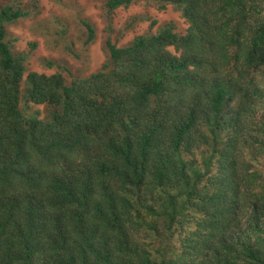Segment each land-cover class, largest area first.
<instances>
[{"label":"trees","instance_id":"16d2710c","mask_svg":"<svg viewBox=\"0 0 264 264\" xmlns=\"http://www.w3.org/2000/svg\"><path fill=\"white\" fill-rule=\"evenodd\" d=\"M161 1L186 34L110 38L71 82L29 71L30 12L1 6L0 264H264V0Z\"/></svg>","mask_w":264,"mask_h":264},{"label":"rangeland","instance_id":"374dc122","mask_svg":"<svg viewBox=\"0 0 264 264\" xmlns=\"http://www.w3.org/2000/svg\"><path fill=\"white\" fill-rule=\"evenodd\" d=\"M106 4L107 0H0V8L15 5L30 12L29 17L8 27V38L15 41L13 50L30 55L29 71L47 75L60 72L68 82L102 69L108 60L106 43L110 38L118 46H127L136 37L156 34L168 24L180 35L189 27L173 6L161 9V0H135L115 11ZM85 21L97 29V39L90 45L86 44ZM26 110L39 112L41 117L47 112L45 106L34 104ZM176 240L179 243V235Z\"/></svg>","mask_w":264,"mask_h":264}]
</instances>
